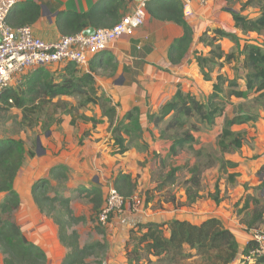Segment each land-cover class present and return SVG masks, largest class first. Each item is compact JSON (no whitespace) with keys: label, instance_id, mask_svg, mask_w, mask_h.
I'll use <instances>...</instances> for the list:
<instances>
[{"label":"trees","instance_id":"1","mask_svg":"<svg viewBox=\"0 0 264 264\" xmlns=\"http://www.w3.org/2000/svg\"><path fill=\"white\" fill-rule=\"evenodd\" d=\"M256 1L260 13L255 17L236 10H231V13L237 29L245 35L256 33L262 36L261 42L245 39V42L241 43L242 38L237 33L219 28L212 30L211 35L208 31L205 32L200 41L210 46L211 50L208 54L197 53L196 60L204 79L213 82L212 91L204 97H198L179 87L173 98L165 102L158 112L148 115L149 122L159 129L160 137L171 142L170 156H177L186 150L196 151L195 132L201 130L202 124L215 126L226 106L232 103L233 97L247 98L255 94L264 102V0ZM131 2L132 0H103L87 12L67 11L64 19L59 21V28L64 35H71L83 32L89 27L113 26L125 15V10ZM251 2L249 0L247 4ZM121 9L124 12L121 13ZM147 10L157 19L173 21L183 27V34L174 41L169 51L171 61L179 63L188 52L194 36L192 26L186 21L182 3L180 0H151L147 3ZM40 15L41 6L33 1H26L19 8L11 11L8 22L15 28L26 24L32 25ZM222 38L233 41L236 50L230 52L224 50L218 43ZM96 59H100L98 67L102 69L110 67L115 70L116 61L108 52L96 56ZM235 62L238 66L234 65ZM226 66L234 67L238 73L230 77L220 71ZM217 68L219 72L214 76ZM65 70L66 73L60 77H55L44 67L24 74L21 84L10 85L3 91L0 100L5 106L1 108L11 110L12 107H18L23 108L25 112L36 113L54 103V100L60 96L79 97L78 106L60 99L56 103L68 107L66 112L72 114L73 124L78 119H83L92 122L95 126L103 123L104 119L77 114L78 111L75 109H82L89 104L100 105L102 116L107 117L110 124L114 152L126 153L135 140L142 138L143 125L138 108L128 110L120 118L117 105L111 98L100 93L93 66L89 71L83 72L69 62ZM26 105L31 107L28 108ZM258 119L257 115L246 113H238L227 118L217 141L220 150L225 153L232 149H241L245 137L242 132L233 130V126L256 122ZM27 155L35 156L36 152L28 150L22 138L0 137V193H5L0 204V247L4 256L3 264H47L48 262L47 251L37 242L31 241L14 219V213L22 204L21 196L15 188V180ZM238 166V162L231 160H225L222 164L226 173L228 167ZM178 169H173L159 187L141 191L142 193L138 191V180L131 173L119 172L113 179L112 185L123 196L126 204L132 203L134 196L139 194L144 199L146 207L152 204L153 208H160L163 204L160 200H155V191L164 189ZM263 171L264 165L259 173ZM68 173L69 169L66 165L57 164L51 168L49 176L64 181L68 178ZM239 175L238 172L228 173V182L234 185ZM201 181L200 170L193 168L191 178L187 182L188 202L192 203L202 197ZM49 189V179L43 177L34 184L32 195L41 212L52 217L59 227L60 242L68 249L61 264H104V259L98 255L99 252L105 255L107 250V242L104 238L106 226L98 222L105 201L102 186L94 185L92 188L80 186L75 190L79 194H85L93 204L92 209L97 214V230L103 234L102 240L86 244L81 243V235L76 226L89 221L90 218L76 215L70 198L60 195L57 190L50 193ZM218 190L217 187L216 192ZM210 197L217 203L221 201L218 194H210ZM242 200L244 206L239 209V213L251 207L249 194ZM164 201L173 202L175 198L172 196ZM254 209L252 216L245 219L250 227H257L264 219V208ZM246 215L248 218L247 212ZM113 217L114 214H111L108 223ZM168 230L169 235H167ZM256 248L257 242L251 238L241 251L236 235L216 217H210L200 224L180 219H172L165 223H140L130 230L125 244L127 264H141L144 260L149 261L151 256L156 257L160 264H180L190 260L194 261V264H232L239 254L242 255L241 263L264 264V252L251 256V252ZM92 257L94 258L91 260Z\"/></svg>","mask_w":264,"mask_h":264},{"label":"crops","instance_id":"2","mask_svg":"<svg viewBox=\"0 0 264 264\" xmlns=\"http://www.w3.org/2000/svg\"><path fill=\"white\" fill-rule=\"evenodd\" d=\"M26 1H33L41 6V15L32 24L35 34L45 40H56L64 35L59 28V21L64 19L65 12H87L103 0ZM139 1L141 0H132L125 10V14L131 12ZM248 1L210 0L204 6L193 2V13L191 15L184 14L186 21L192 26L194 31L193 42L179 63L171 61L169 51L174 41L183 34V27L173 21L157 19L148 12L142 27L110 44L107 52L113 55L116 61L115 70L110 67H107V69L98 67L100 59H96V57L92 58L87 66L77 67L83 72L89 71L91 66L95 68L97 86L100 87V93L111 98L113 103L117 105V113L120 118L128 110L138 108L143 125V134L139 143L137 144L136 142L131 145L126 153H115L114 140L108 118L102 116L100 105L89 104L81 109V114L84 113L87 116H96L97 118L102 117L104 119L103 123L95 126L92 122L78 119L73 124L72 114L66 113L57 116V121L44 133L37 136V138H40L42 146L36 149L35 156L27 155L15 180V188L16 190L18 189L16 184H18V179L24 174L27 184L30 181L32 182L28 184L31 186L29 194H31L32 199L28 200L30 201L29 207L32 209L31 211L29 209L25 211L24 209V211L27 216L29 215V220L35 223L33 228L37 229L36 232H33L32 241L37 242L47 251V264H50V262L51 264H61L68 249L60 242L59 227L54 219L41 212L36 204L32 195L33 183L43 177H47L51 186L60 188L58 191L60 195L71 199L75 214L78 216L85 215L87 218H89V215H86L83 206L79 205L80 208L77 207V202L84 199L89 201L85 194H79L75 191L80 186L92 188L94 185H101L106 196L108 186L112 185L113 179L119 172L123 171L131 173L138 180L139 192L154 187L156 183H151V174L158 171L157 167L161 165V160L165 157V154L170 156L171 142L160 137L159 129L149 122L148 115L158 112L165 102L173 98L179 87L185 92H191L198 97H204L212 91L213 82L204 79L196 60L197 53L208 54L211 50L210 46L200 41V38L207 31L211 35V31L216 28L235 32L240 37L244 36L245 34L235 27L231 10L240 11L250 17L257 16L260 13L259 6L258 12L253 13L254 6L253 4H247ZM23 3L15 8H19ZM120 12L122 13L124 10L121 9ZM218 43L228 52L233 49V46H236L229 38H222ZM241 43H244V40L241 39ZM67 64L60 63L44 68L54 74L55 77H60L66 73ZM37 69H34V71ZM31 71L33 70L28 72ZM218 72L219 70L217 69L213 75L215 76ZM228 75L230 77L234 76ZM59 99L74 105H77L80 100L76 96H60L55 100ZM235 99L243 98L233 97L232 103ZM241 126L249 128V131H251L247 137L250 143L248 146L244 143L243 147L238 149L239 151L227 153L226 160L238 162L239 166L236 168L228 167L226 174L238 172L240 175L237 177V183L235 184H238L244 190L245 186H250L245 195L249 194L251 207L243 213H239V209L243 206H240L237 210L235 205L238 200L233 201V204L230 205L227 200L220 197L221 201L217 203L210 197L211 193L205 197L201 189L200 194L202 197L192 203L187 201V195H185L184 198H175L176 196H173L175 198L173 202L162 200L161 204L163 205L160 208H153L151 204L147 211L144 212L134 213L127 206L123 213L115 215L105 227L104 238L107 242V250L104 264H127L125 244L130 230L140 223H165L172 219H180L200 224L210 217H216L236 235L241 251L252 238L251 232L253 229L257 227L264 229V219L257 227H250L245 221L254 213L255 205L252 202L255 197L261 199L260 204L264 207V171L259 173V170L264 165V117L259 118L256 122L236 124L233 126V130L240 131ZM222 129L223 127L220 133ZM31 134L32 132H29V135ZM21 138L25 143H30V139L27 136ZM194 148L196 149L195 145ZM145 156L150 161L148 164L141 165L140 163ZM57 164H64L69 169L68 178L64 181L55 180L49 176L51 168ZM215 171L217 172L218 170L215 169ZM215 187L216 190L217 187L219 188L215 181H211L209 189L215 191ZM260 189L263 192L262 198L254 193V190L260 191ZM19 190L17 191L21 196L23 193ZM242 191L238 194H241ZM4 197L5 193H0V204ZM179 199L182 201L181 203H178ZM21 200L20 208H25L26 204L23 206L22 196ZM89 206L93 207V204L90 202ZM246 212L248 213V218ZM82 224L76 226L78 231L79 226ZM20 226L25 231L24 225L21 224ZM27 229L31 230L32 228ZM167 235H169V230ZM102 237L103 234H100L96 240H102ZM81 243L86 244L82 242V235ZM241 256L239 254L237 260L232 264L241 263ZM141 264L160 263L156 257L151 256L149 261L144 260Z\"/></svg>","mask_w":264,"mask_h":264},{"label":"rangeland","instance_id":"3","mask_svg":"<svg viewBox=\"0 0 264 264\" xmlns=\"http://www.w3.org/2000/svg\"><path fill=\"white\" fill-rule=\"evenodd\" d=\"M251 1L252 2L250 4H253L254 6L252 12L253 13L258 12L257 1L256 0H251ZM241 38L242 40H244V42L245 39H251L254 42L256 41L261 42V40L263 39L262 36H259L256 33L247 34L241 36ZM234 50H236V46L235 47L233 46V49L229 51H234ZM234 65L238 66V63L235 62ZM220 71L226 72L231 75H235L238 73V71L234 67H228V66L221 69ZM23 77L24 75H21L20 77L16 78V80L13 81L12 85L21 84ZM57 101L58 100H54V103L47 105L46 107H44L42 111L32 113L30 111L25 112L23 108H18V107H12L11 110H4V108L1 107H4L5 104L0 100V137L12 136L16 138H21L27 136L30 139L29 140L30 143L29 142L26 143L27 149L36 152L37 136L40 135L41 133H44L47 129H49L50 126L55 122V121L53 122V120L58 118L57 116H61L67 113L66 109H68V107L58 105V103H56ZM26 106L28 108L31 107V105H26ZM75 111H78L77 114H81L82 112V110L79 108H76ZM238 113L253 114L259 116V118L264 117V102L262 100H259L257 98V95L255 94H251L247 98L235 99L232 104H228L226 106L222 116L217 119V124L215 126H208L206 124L200 125L201 130L195 132V136L197 139V142L195 144L196 151L186 150L181 152L176 157H170L165 154V157L161 160V165L157 167L158 171H156L155 173L152 172L151 174V183H156V185L154 187H151V189L155 187L156 188L159 187L161 182L166 181V178H168V175L173 171V169L176 168L179 169L178 171L175 172V176L173 177V179L167 182V185L165 186L164 189L155 191V200L162 201L172 196L174 197L176 196L175 198H184V196L186 195V189L189 186L187 182L191 178L192 169L198 168L201 172V177H202L201 191L205 197L208 196L210 193L218 194L219 197L224 198V200H227V203L230 205L233 204V201L238 200L235 205L237 210L239 209L240 206H244V202L242 199L246 198L245 192L250 188V186L249 187L245 186V190H244L240 188L238 184L231 185L228 182L227 174L222 167L223 162L227 158V153H233L234 151H239V150L232 149L230 150V152L224 153L220 150V147L218 146L217 143L221 128L223 127L225 120ZM244 128L245 127L241 126L240 132H242V134L244 135L245 144L248 146L250 141L247 137L249 136L251 131H249V128H245V129ZM29 132H32V134L29 135ZM136 142L138 144L139 140H135L132 143V145H134ZM198 152L200 153L198 154ZM149 161L150 159L147 156H145L144 160L141 161L140 164L145 165L148 164ZM215 169H217L218 171L216 172ZM211 181H215V184H217L219 188H221L218 190V192H216V187H215V191H211V189H209V185ZM31 183L32 182L30 181V183L28 184ZM35 183H33V186ZM28 184L25 178V174L22 175L20 179H18V184H16V186L18 189H20L19 191L23 193L21 194L23 198V206H25L26 204V207L18 209L14 213V219L19 225L21 224L24 225L25 232L27 233L26 235H28L27 237L32 241L33 232H36L37 228L36 229L33 228L35 227L34 221L29 220L28 218L29 215L27 216L25 214V211L27 209H29V211H31L32 209L31 207H29L30 201L28 199H30L32 196L31 194H29L31 186ZM49 188H50L49 189L50 193H54L56 190L57 191L60 190V188H57V186H51L50 184H49ZM240 191H242V193L238 194ZM254 193L256 196H261L262 198L263 192H261V189L260 191L254 190ZM79 202H77L78 204L76 203L77 207L80 208V206H83L84 212L86 213V215H89L88 217L90 218L89 221L79 226V232H81L80 235H82V242L91 243L96 241V238L100 236V232L99 230H97L98 227L97 214L93 211L92 207L89 206L90 201L84 199L83 201H79ZM181 202L182 201L179 199L178 203ZM260 202L261 199L255 197L253 199L252 204L255 205L256 209L258 207L264 208L263 205L260 204ZM115 215H119V213ZM108 224L109 223H107L106 226ZM27 228L29 229L32 228V229L28 230ZM98 255L102 259H105L106 257V255H103L100 252ZM3 257L4 256L0 247V264H2ZM93 258L94 257H92L91 260ZM180 264H194V261H183ZM238 264H244V263H238Z\"/></svg>","mask_w":264,"mask_h":264},{"label":"built area","instance_id":"4","mask_svg":"<svg viewBox=\"0 0 264 264\" xmlns=\"http://www.w3.org/2000/svg\"><path fill=\"white\" fill-rule=\"evenodd\" d=\"M24 1L26 0H0V96L16 78L30 70L69 62L80 68L87 66L92 58L107 52L112 42L132 34L144 25L148 14L147 3L151 0L139 1L131 12L113 26L95 28L93 35H85L83 31L62 35L56 40L38 37L32 25L15 28L8 22L11 11ZM180 1L184 14L191 15L193 2L204 6L210 0ZM127 206L134 213L148 209L139 194L134 196L132 203L126 204L118 190L109 185L98 222L106 226L111 214H121ZM251 235L257 242V248L251 252V256L264 252V229L255 228Z\"/></svg>","mask_w":264,"mask_h":264},{"label":"water","instance_id":"5","mask_svg":"<svg viewBox=\"0 0 264 264\" xmlns=\"http://www.w3.org/2000/svg\"><path fill=\"white\" fill-rule=\"evenodd\" d=\"M95 33V28L94 27H89L88 29H86L85 31H84V34L85 35H93ZM37 144H38V148H41V140H40V138L38 137L37 138Z\"/></svg>","mask_w":264,"mask_h":264}]
</instances>
